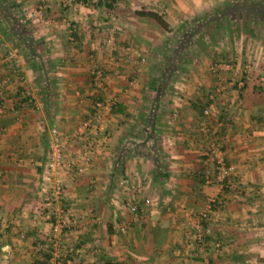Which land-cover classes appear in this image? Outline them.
I'll return each mask as SVG.
<instances>
[{"label":"crops","instance_id":"obj_1","mask_svg":"<svg viewBox=\"0 0 264 264\" xmlns=\"http://www.w3.org/2000/svg\"><path fill=\"white\" fill-rule=\"evenodd\" d=\"M108 9L83 0H0V264H49L48 252L34 249L49 243L37 195L48 130L68 133L90 110L95 66L106 69L103 97L115 102L102 113L88 166L63 179L64 209L78 223L60 236L73 251L63 264H264V79L253 83L264 75V0H113ZM109 26L117 44L146 56L129 86L131 64L122 54L113 65ZM217 56L250 60L252 82L214 96L221 125L210 120L203 134L201 108L217 79L208 65ZM81 141L69 137L64 156ZM213 142L235 165L237 186L201 180L212 169ZM124 176L132 189L120 183ZM144 197L138 212L124 206ZM208 198L210 231L199 254L187 238Z\"/></svg>","mask_w":264,"mask_h":264},{"label":"built area","instance_id":"obj_2","mask_svg":"<svg viewBox=\"0 0 264 264\" xmlns=\"http://www.w3.org/2000/svg\"><path fill=\"white\" fill-rule=\"evenodd\" d=\"M63 2L73 0H62ZM113 0H83L87 5L96 6L104 5L105 11H109L108 7ZM68 38L71 40V27L67 23ZM106 42L111 49L117 51V55L112 57L113 65H118L121 55L124 54L131 64V71L127 78V86L131 85L137 73H139L145 64L146 56L138 51L130 44H117L114 36V27L109 26L106 33ZM253 65L250 60L234 63L232 60L218 59L212 61L208 69L210 72L217 74L216 82L212 85L206 95V103L201 108V120L198 123V130L201 133H206L208 130V121L213 120L217 126L221 125L220 119L217 117L216 107L214 104V96L221 91L226 90L232 85L243 87L246 83L252 82ZM220 70H229L234 74L239 75L238 78L225 77L219 74ZM105 71L102 66H95L90 71V85L92 88V98L90 110L83 116L68 133H61L55 126L49 127L48 137L46 141V157L45 170L46 176L39 183L37 195L42 206V215L47 220L49 225V243L43 245L37 242L34 245L35 250H45L48 252L47 261L49 264H63L69 255L73 254L70 246H61L59 244L60 236L65 231L76 230L77 220L64 209L63 195L64 185L63 179L66 176H71L75 171H80L88 166L91 160V152L94 147L93 141L101 133L100 122L104 110H109L115 102V96L104 98L105 91ZM21 77V76H20ZM264 75L257 74L253 78V83L259 85L262 83ZM25 95V94H24ZM30 101L29 97H26ZM4 96L0 90V111L4 108ZM69 137L81 138L80 147L77 153L72 158L64 156V147ZM206 159L211 163L212 169H204L200 172L201 180L204 183H213L218 188H223L226 185L237 186V169L232 162H227L224 157V152L221 143H212L206 151ZM1 174V171H0ZM120 183L124 189L129 190L134 187L127 176L120 179ZM124 206L130 212H138L143 205L149 202L148 197L141 200L124 199ZM213 198H208L202 209L197 214V222L188 235L187 244L190 245L196 253L203 254L206 244V236L209 234V226L207 224L209 213L212 208ZM94 222L100 221L97 215L92 217ZM126 224L122 223L120 228H124ZM218 247V243H214ZM207 264V261L205 262Z\"/></svg>","mask_w":264,"mask_h":264},{"label":"trees","instance_id":"obj_3","mask_svg":"<svg viewBox=\"0 0 264 264\" xmlns=\"http://www.w3.org/2000/svg\"><path fill=\"white\" fill-rule=\"evenodd\" d=\"M146 13L154 17L163 27L166 26L163 20L159 16H157V14H155L154 12L147 11ZM5 31L8 32L9 35L14 34V32H12L9 29H6ZM100 264H126V263L124 261H119V260H103Z\"/></svg>","mask_w":264,"mask_h":264},{"label":"rangeland","instance_id":"obj_4","mask_svg":"<svg viewBox=\"0 0 264 264\" xmlns=\"http://www.w3.org/2000/svg\"><path fill=\"white\" fill-rule=\"evenodd\" d=\"M253 15V14H252ZM216 58H218V59H221L222 58V56H217ZM218 59H214V60H218ZM213 60V61H214ZM224 60H230L228 57L227 58H225ZM211 63V62H210ZM209 66V65H208ZM210 71V70H209ZM225 72H222V73H220L221 75H223V76H226L225 74H224Z\"/></svg>","mask_w":264,"mask_h":264}]
</instances>
